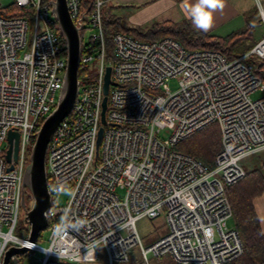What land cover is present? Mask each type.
Returning a JSON list of instances; mask_svg holds the SVG:
<instances>
[{
    "label": "built area",
    "instance_id": "2783aa9c",
    "mask_svg": "<svg viewBox=\"0 0 264 264\" xmlns=\"http://www.w3.org/2000/svg\"><path fill=\"white\" fill-rule=\"evenodd\" d=\"M14 3L25 13L0 4V264L13 244L32 245L19 255V262L24 257L29 264H77L73 254L82 257L87 250L95 251L94 262L105 252V264H150L149 253L178 264H230L240 257L244 243L227 186L243 179L250 157L264 150V76L257 67L264 60V37L236 56L190 48L172 35L143 40L120 30L110 37V0H67L72 20L81 26L80 86L48 144L52 203L49 242L42 246L15 229L24 173L36 133L58 104L68 46L53 0ZM86 27L93 31L87 40ZM212 123L221 131L213 166L176 149ZM166 128L169 137H160ZM10 131L19 135L12 169ZM65 187L71 190L67 203H55L54 194ZM162 214L167 232L145 245L137 221ZM65 222L77 227L63 228ZM136 245L143 261H132Z\"/></svg>",
    "mask_w": 264,
    "mask_h": 264
},
{
    "label": "water",
    "instance_id": "95a60500",
    "mask_svg": "<svg viewBox=\"0 0 264 264\" xmlns=\"http://www.w3.org/2000/svg\"><path fill=\"white\" fill-rule=\"evenodd\" d=\"M53 13L58 20V29L65 37L68 46L67 68L64 75V84L56 108L44 120L36 133V138L30 154V161L24 173L22 193V207L25 210L24 220L30 224V233L27 239L36 242L42 229L48 226L47 211L52 203V195L48 186L47 177V151L48 144L59 123L72 110L78 95L80 79V59L82 40L80 35L81 26H77L72 20L67 7V0H53ZM111 67H107L105 74V97L103 101L102 121L105 122L107 106V93L110 84ZM103 134L100 128L97 147H99ZM8 161L11 162L9 169L13 168L12 161L17 159L19 135L17 132H9ZM13 152V156H12ZM26 189L33 197V204L29 208L26 201ZM29 250L27 245H10L5 251L3 264H18L19 255Z\"/></svg>",
    "mask_w": 264,
    "mask_h": 264
},
{
    "label": "trees",
    "instance_id": "16d2710c",
    "mask_svg": "<svg viewBox=\"0 0 264 264\" xmlns=\"http://www.w3.org/2000/svg\"><path fill=\"white\" fill-rule=\"evenodd\" d=\"M10 11L15 14L25 13V9L18 6H14ZM108 12V25L112 22L120 23L119 18L111 12L110 7ZM129 30H137L140 33L146 34L153 32L160 35V37L165 35L185 37L188 38L192 46L190 48L212 47L223 50L219 47L221 44L218 43H222L221 41L229 40L232 37H218L212 33H204L190 27L187 28L183 23L173 22L154 23L145 29L135 28ZM240 42L236 41L235 43V41H232V44L238 45ZM239 54L241 53L228 55L236 56ZM257 67L259 73L264 76V60L262 64L258 62ZM176 149L193 154L207 165L213 166L215 157L221 149V131L219 125L212 123L196 131L194 134L180 141L176 145ZM263 192L264 172L260 170L259 166L249 170L247 175L237 183L227 186V194L234 212V224L239 230L244 243V252L230 264H264V230L261 227L258 212L254 204L255 197Z\"/></svg>",
    "mask_w": 264,
    "mask_h": 264
},
{
    "label": "crops",
    "instance_id": "0c3cea01",
    "mask_svg": "<svg viewBox=\"0 0 264 264\" xmlns=\"http://www.w3.org/2000/svg\"><path fill=\"white\" fill-rule=\"evenodd\" d=\"M191 0H110L111 12L119 18L123 28L132 27L145 29L154 23L173 22L183 23L187 28L198 30L191 23L184 10V5ZM236 22L242 23L234 26ZM255 22L260 24L256 27ZM133 25V26H130ZM130 26V27H129ZM136 26V27H135ZM264 26V0H223V8L214 12V23L208 31L218 37H231L240 35L241 38L254 39L246 49L239 53L248 51L257 41L255 34L261 31ZM250 33V35H249ZM146 34V33H144ZM160 37V36H159ZM174 37H176L174 35ZM264 196V192L254 199V204L258 212L261 227L264 230V202L263 211H260L259 201ZM263 217V218H262Z\"/></svg>",
    "mask_w": 264,
    "mask_h": 264
},
{
    "label": "rangeland",
    "instance_id": "374dc122",
    "mask_svg": "<svg viewBox=\"0 0 264 264\" xmlns=\"http://www.w3.org/2000/svg\"><path fill=\"white\" fill-rule=\"evenodd\" d=\"M0 4L3 10H9V9H13V7L15 6L14 0H0ZM234 24V26H240L242 23L236 22ZM256 27L260 26V24H258L257 22L254 23ZM133 26V25H130ZM129 26V27H130ZM141 28H144L145 25H141ZM136 27V26H135ZM122 29V31H125L127 33H130L131 35L141 38L143 40H153L156 38H159L160 35L153 33V32H149L147 34L144 33H140L137 30H129L126 28H123L122 25L118 22H112L108 25V30H107V34H109V36L111 37L115 32L120 31ZM130 29H132V27H130ZM33 32V22H30V28H29V41L31 40V35ZM93 31L89 28L86 27L85 29V40L88 39V36L90 33H92ZM244 34V33H241ZM234 35L232 36L229 40H224L221 41L222 43H218L221 44L219 45L220 48H222L226 53H228L229 55H232L234 53H239L242 52L243 50L246 49L245 46L250 45V43L254 40V39H249V38H240L242 37V35ZM246 34V33H245ZM244 34V35H245ZM250 35V33H249ZM182 43H184L187 47H192L189 43L188 38H182L179 37L177 35H175ZM256 40H258L261 36H264V26L263 28H261V31L257 32L255 34ZM232 41H236L240 42L238 45H233ZM95 69V68H94ZM93 68H90V73L91 76L95 75V71ZM170 85L172 88H176L177 87V80L173 79L170 81ZM261 94L260 91H257L256 93L253 94V97H258ZM59 96V94L57 95ZM170 135V130L169 129H162L159 132V136L162 138H167ZM249 162V170L256 168V167H260V170L264 172V150L260 151L259 153L253 155L250 157V159L248 160ZM70 192L71 190L68 187H65L63 189H61L58 193H55L53 196V200L55 203L58 204H65L67 203L69 196H70ZM26 201L28 204V207L30 208L33 204V197L30 194V192L27 190L26 192ZM263 202H264V196L261 198V201H259V206H260V211H263ZM25 210L23 207H21L20 209V216L18 218L17 221V227L15 229V233L23 238H26L29 236L30 233V224L25 222L24 220V216H25ZM263 218V217H262ZM264 222V219H263ZM228 226L232 225V221H228L227 222ZM264 226V223H263ZM264 228V227H263ZM137 229L139 231V234L143 240V243L145 245H149L151 244L153 241H155L158 237H160L161 235H163L164 233L167 232V222H166V218L165 215L162 214L156 218H149V217H143L141 219H139L137 221ZM49 235H50V228L47 226L46 228L42 229L39 237H38V244L42 245V246H46L49 242ZM34 253V257L37 259V257L40 256V253L35 251ZM149 259H150V264H178L176 263V261L173 258H170V256H166L164 258L159 259L158 257H155L152 253H149ZM131 257H132V261L133 262H140L143 261V256L140 250V246L136 245L134 246L132 253H131ZM107 260V256L105 254V252H103V256L101 258L100 261L94 262V264H105ZM29 264V261L25 262V258L22 257L20 258V262L19 264Z\"/></svg>",
    "mask_w": 264,
    "mask_h": 264
},
{
    "label": "clouds",
    "instance_id": "9594fccd",
    "mask_svg": "<svg viewBox=\"0 0 264 264\" xmlns=\"http://www.w3.org/2000/svg\"><path fill=\"white\" fill-rule=\"evenodd\" d=\"M223 8V0H191L190 3L184 5L187 17L196 29L208 31L214 23V12ZM63 228H75L76 225L65 222ZM19 243V241H17ZM31 247L32 245H28ZM50 251V250H49ZM94 250H87L81 257L78 253L73 254V258L77 264H94Z\"/></svg>",
    "mask_w": 264,
    "mask_h": 264
}]
</instances>
